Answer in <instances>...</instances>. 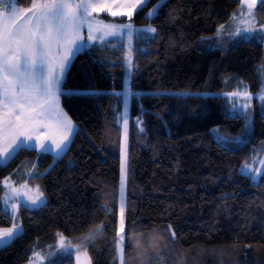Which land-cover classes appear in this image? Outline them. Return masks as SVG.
Here are the masks:
<instances>
[{
	"label": "trees",
	"instance_id": "16d2710c",
	"mask_svg": "<svg viewBox=\"0 0 264 264\" xmlns=\"http://www.w3.org/2000/svg\"><path fill=\"white\" fill-rule=\"evenodd\" d=\"M160 2L150 0L131 20L157 31L134 45L126 264H264V172L253 181L242 171L250 158L264 154V116L257 111L246 142L225 145L212 129L221 126L236 136L245 119L228 113L225 96L203 94L234 91L237 80L258 92L264 43L217 35L220 25L230 26L242 1L164 0L149 18ZM15 4L27 8L31 0ZM260 8L257 16L264 23ZM125 58L126 43L112 41L86 48L74 59L63 87L77 94L61 98L78 130L63 156L26 148L0 164L1 227L13 224L10 212L3 211L6 178L22 176L47 196L40 208L20 207L24 232L0 247V264H28L37 250L54 252L44 264H76L74 253L57 251L58 233L81 250L78 241L86 238L93 264H120L123 95L115 92L126 88ZM98 225L103 229L89 237ZM137 239L146 241L147 255H138L144 249Z\"/></svg>",
	"mask_w": 264,
	"mask_h": 264
},
{
	"label": "snow or ice",
	"instance_id": "6c2138e0",
	"mask_svg": "<svg viewBox=\"0 0 264 264\" xmlns=\"http://www.w3.org/2000/svg\"><path fill=\"white\" fill-rule=\"evenodd\" d=\"M4 0H0L3 3ZM150 0H31L30 7H13L5 18L4 11L0 10V163L12 159L19 151L32 147L31 141L37 140V146L44 151H51L52 148L39 141L38 125H55L60 134L59 141H53L57 155L63 151L75 132V126L68 114L60 104L62 95L77 94L66 92L63 85L66 74L70 71L72 61L76 55L89 47L91 41L103 42L106 36H119L125 34L129 41L128 52L131 54L133 48V27L129 23H108L96 16L93 12H107L112 16H125L128 21L138 11H142ZM118 3L116 10L114 6ZM161 0L156 7L148 12V17L155 16L159 8L163 5ZM241 3V0H237ZM257 3L260 4L261 12H264V0H243L247 5V11L241 7L239 13H233L230 19L229 33L235 37L240 36L244 40L255 38L264 42V25H257L256 12L254 11ZM87 28L88 34L85 38L82 29ZM225 26L220 25L217 35L224 32ZM155 34L156 29L149 27L145 30ZM101 33L96 35L95 33ZM126 69V84H130L133 62L129 57L124 59ZM261 88L255 94L262 106H264V66L261 67ZM92 94V93H85ZM128 96L133 95L130 87L126 88ZM117 95H121L117 93ZM178 96L181 94H177ZM232 103L229 110L237 114V104L239 113L236 118L243 116L245 127L241 130L246 133L251 124L246 115V110L251 107L253 94L247 89L243 92L237 90L225 93ZM242 98V99H241ZM123 143L120 145L121 165H120V207L119 224L116 232V252L120 264H126L124 256V241L128 238L126 234V204L124 192L127 182V132L128 119L127 111L123 117ZM143 132L144 129L140 128ZM240 141V137L233 138ZM219 140L225 142L226 136H220ZM264 167V161L261 162ZM35 167V166H33ZM245 171L250 179L257 181L260 170ZM31 175V173H29ZM5 187H8L7 181ZM27 189L24 192L26 202L20 204L19 189H12L17 195L4 193L2 199L3 211L8 213L11 208V219H15L18 206L21 207H40L44 203L45 194L39 186L36 188L35 195H28L26 183L20 185ZM19 224L13 223L11 228L0 229V243L6 242L14 237L19 230ZM103 229V225L96 226L95 230L89 233V237L95 236ZM130 231V230H129ZM171 237L175 238V232L169 225ZM60 247L71 255L72 244L65 245V237L62 233L57 234ZM136 245L144 249L138 253L139 256L147 255L146 241L136 240ZM80 246L85 248L87 255L86 238L81 237L78 241ZM38 255V254H37ZM159 259H163L159 257ZM79 264V258L77 259ZM88 264H91L90 259Z\"/></svg>",
	"mask_w": 264,
	"mask_h": 264
},
{
	"label": "rangeland",
	"instance_id": "374dc122",
	"mask_svg": "<svg viewBox=\"0 0 264 264\" xmlns=\"http://www.w3.org/2000/svg\"><path fill=\"white\" fill-rule=\"evenodd\" d=\"M131 46L133 48V51L131 52V54H129V52H128L129 41H128V45H127V57H129V55H130V58H131V60L133 62L134 61V46H133V42H131ZM262 66H264V63L258 68V75H259L260 84H261V78H262L261 77V71H260V69H261ZM133 71H134V64H133V68H132V75L130 77V84H131V81H132V78H133ZM126 76H127V73H126ZM125 84H126V78H125ZM130 84H126V88L129 87ZM235 87L236 88H235L234 91L239 90V91L243 92L245 89H247L250 93L253 94V97L254 98H253V100L251 102V107L246 110V115L248 116V118L251 121V124L249 126V129H248V131L246 133H242L241 132L240 134H238V135L235 136V135H232L231 133H229L228 131H226L221 126L220 127H215V128L212 129V133L214 134V136L216 137V139L218 141H220L219 140V137L220 136H226V137H228V140L227 141H225V142H221L220 141V142L223 143V144H225V145H229V146L230 145H234V144H242V143L246 142L249 139V137L251 136V134L254 131V123H255V117H256L257 111H259L264 116V106H262L261 103H260V101L255 98V94L257 92L252 91L251 88H250V85L246 81H244V80H237ZM126 88H125V90L123 92H115V93L116 94L117 93H120V94L123 95V101H122L123 112H122V115H121V118H120V123H121V125L123 127L122 117H123L125 111H127V119H128L127 142H128V139H129V127H130V120H131L130 111H131V97H132V95L131 96H128L126 94ZM231 92H233V91H224V92H215V91H212V92H203V94L206 95V96L207 95H211V94H213V95H219L220 94V95L225 96V93H231ZM225 97L227 98L228 103L230 105V109H231V107H232L231 100L229 99V97H227V96H225ZM228 113H230L231 115H238V113H239V104H237V114H233L229 110H228ZM244 127H245V125H244ZM235 137H240V141L238 142L235 139H233ZM30 148H32V147H30ZM10 160H8V161H6L4 163H0V164H6ZM262 161H264V154L261 157H259L258 155L253 156L246 163L249 166L248 167V171L253 172V174H255V170H260L261 175H259L258 179L262 176V174L264 172V167H262V164H261ZM245 165H244L243 169L245 168ZM127 171H128V157H127ZM6 181L8 183V187H5V192H9L10 195H17V193H15V192L12 191V189H19V200H20V204H24L26 202V197L24 196V192L27 191V189L21 188L20 185L15 184L16 182L14 181V179L12 177H8L4 181V186H5V182ZM126 188H127V182H126V187H125V192H124L125 203H126ZM28 189H31V191L28 192V195H35L36 188L28 186ZM44 194H45V192H44ZM46 202H47V196L45 194V199H44L43 205ZM42 206H40V207H42ZM20 207L21 206H18V211H17L16 217L13 220V223L19 224V226H20L19 227V230L15 233V235H14V237L12 239L6 240V242H4V243H0V247L9 244L10 242L13 241V239L16 236H18V235H20L21 233L24 232V226H23V222H22L21 215H20ZM40 207H29V208H40ZM8 211L10 212V215H11V208H9ZM11 227H12V225L9 226V227H1L0 226V229L11 228ZM63 236L65 237V240L63 241V243L65 245L71 243L72 244V248L70 249V252L74 253L75 250L78 249V246L73 241H71L68 237H66L65 235H63ZM124 247H125V241H124ZM57 251H60V252L61 251H64L60 247L59 238H58V244H57ZM53 254H54V252H52V251L49 252L48 254H46V253H43V252L37 250L36 252H34V254L32 256V259H31V261L28 264H44L48 258H54V257H52Z\"/></svg>",
	"mask_w": 264,
	"mask_h": 264
},
{
	"label": "crops",
	"instance_id": "0c3cea01",
	"mask_svg": "<svg viewBox=\"0 0 264 264\" xmlns=\"http://www.w3.org/2000/svg\"><path fill=\"white\" fill-rule=\"evenodd\" d=\"M242 1V6L244 7V10L245 11H247V5H244L243 4V0H241ZM77 2H78V0H77ZM260 4L259 3H257V5H256V7H255V9H254V11L256 12L257 11V8H258V6H259ZM119 5H118V3H117V5L116 6H114V9L113 10H116V7H118ZM13 7H16V8H18V6H16V4H13V6H12V8ZM0 10H3L4 11V15H5V18L7 17V15L11 12V10L12 9H10V10H8V9H6L5 7H0ZM241 10V9H240ZM239 10V11H240ZM239 11L237 12V13H239ZM135 15V14H134ZM133 15V16H134ZM92 16H96V17H98L99 19H101V20H103V22L105 23V24H108V23H121L122 21H119V20H116V19H108V18H105L104 16H108V17H112V18H127V17H125V16H112V15H109L107 12H93L92 13ZM128 19V18H127ZM256 19H257V25L259 26V25H264V23H261L260 21H259V19H258V16H257V12H256ZM131 23L132 24V27H133V40H132V42H133V46L135 45V42L138 40V38L139 37H145V36H148V35H151V33H148V32H146L145 30L147 29V28H149V27H152V28H154L153 26H151V25H144V26H137V25H135L133 22H131V21H126V22H124V23ZM230 27V26H229ZM229 27H227V28H225V30H224V32L221 34V36H223V37H227V38H229V39H235V38H238V37H240V36H235V37H233L230 33H229ZM127 29H125L124 30V32H125V34H123V35H119V36H106V37H104V40H103V42H101V41H99V40H97V41H91V42H88L89 43V47L88 48H90V47H92V46H94V45H97V44H106V43H109V42H112V41H117V42H125L126 43V45H128V38H127V35H126V33H127ZM82 34L84 35V37L86 38L87 37V34H88V31H87V28L85 27L84 29H82ZM96 35H101V33H99V32H97V33H95ZM252 37H253V39H256L255 38V34H252ZM257 40V39H256ZM260 41V40H259ZM85 50V49H84ZM82 52V51H81ZM80 53V52H79ZM78 53V54H79ZM77 54V55H78ZM76 55V56H77ZM76 58V57H75ZM74 58V59H75ZM74 61V60H73ZM73 61H72V63H73ZM72 65V64H71ZM60 104H61V107L64 109V111L68 114V112L65 110V108H64V106H63V104H62V98H60ZM68 116H69V118L72 120V122H73V124H74V126H75V132H74V134H73V136L70 138V141H69V143L67 144V146L63 149V151L62 152H60L59 153V155H57V153H56V149H55V145H54V143H53V141L55 140V141H59V139H60V134H59V132L57 131V129H56V127H55V125H38L37 126V130H38V133H39V141L40 142H43V143H45L46 145H48V146H50L51 148H52V150L51 151H44V150H42V149H40L38 146H37V140L36 139H34L33 141H31V144H32V148H30L29 147V149H37L38 151H40V152H43V153H50V154H52L53 156H55V157H61V156H63L66 152H67V150L70 148V146H71V144H72V142H73V140H74V137H75V135H76V133H77V130H78V125H77V123L72 119V117L68 114ZM29 173H31V172H29ZM29 175V174H28ZM31 175H29L28 177H30ZM13 179H14V181L16 182L15 184H17V185H21V184H24V183H26L27 184V186H30V187H34V188H37V186H31V185H29V183H28V180H26V181H24L23 180V177L21 176V177H16V176H13L12 177ZM7 179V178H6ZM5 179V180H6ZM4 180V181H5ZM39 186V185H38ZM40 188H41V186H40ZM42 189V188H41ZM43 190V189H42ZM5 193V192H4ZM4 196V195H3ZM3 199V198H2ZM78 246V245H77ZM74 256H75V263L77 264V259L79 258V264H88V261H89V259H90V262H91V264H93L92 263V258H91V256H90V254L87 252V255H85V250H81V249H79V246H78V249L77 250H75V252H74Z\"/></svg>",
	"mask_w": 264,
	"mask_h": 264
},
{
	"label": "built area",
	"instance_id": "2783aa9c",
	"mask_svg": "<svg viewBox=\"0 0 264 264\" xmlns=\"http://www.w3.org/2000/svg\"><path fill=\"white\" fill-rule=\"evenodd\" d=\"M14 2H15V0H4L5 8L8 10L12 9V5Z\"/></svg>",
	"mask_w": 264,
	"mask_h": 264
}]
</instances>
